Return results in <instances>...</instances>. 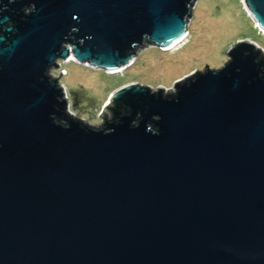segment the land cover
<instances>
[{"label":"water","instance_id":"obj_1","mask_svg":"<svg viewBox=\"0 0 264 264\" xmlns=\"http://www.w3.org/2000/svg\"><path fill=\"white\" fill-rule=\"evenodd\" d=\"M241 1L263 33L264 0ZM194 2L0 0V264H264L263 50L168 97L122 86L99 130L48 74L171 49Z\"/></svg>","mask_w":264,"mask_h":264},{"label":"rangeland","instance_id":"obj_2","mask_svg":"<svg viewBox=\"0 0 264 264\" xmlns=\"http://www.w3.org/2000/svg\"><path fill=\"white\" fill-rule=\"evenodd\" d=\"M186 30L187 37L169 50L149 45L137 48L134 62L117 72L106 73L70 59L58 61V67L48 70V74L66 94L63 95L67 104L65 112L99 130L112 120L108 108H112V103L108 101L122 86L141 85L154 92L162 89L168 97L198 72L221 68L228 60V51L237 42H249L264 51V34L251 20L241 0H195ZM261 57L264 58V53Z\"/></svg>","mask_w":264,"mask_h":264},{"label":"trees","instance_id":"obj_3","mask_svg":"<svg viewBox=\"0 0 264 264\" xmlns=\"http://www.w3.org/2000/svg\"><path fill=\"white\" fill-rule=\"evenodd\" d=\"M19 14V13H18ZM261 35H263V34H261ZM242 45V43H239V46H241ZM252 50H253V52H254V54L255 55H257V56H260V52L258 51V50H256L255 48H252ZM228 57V56H227ZM262 58V57H261ZM262 61H263V64H264V58H262ZM114 105H116L117 106V104L116 103H112V106H114ZM109 109H110V111H111V113H112V108H110V107H108ZM124 109V108H123ZM60 110L63 112V114H64V117L66 118V119H69V117L67 116V114H66V112H65V107L64 106H62V107H60ZM113 114V113H112Z\"/></svg>","mask_w":264,"mask_h":264},{"label":"bare ground","instance_id":"obj_4","mask_svg":"<svg viewBox=\"0 0 264 264\" xmlns=\"http://www.w3.org/2000/svg\"><path fill=\"white\" fill-rule=\"evenodd\" d=\"M264 33V32H263ZM187 35H188V32H187V30H186V35H185V38L187 37ZM185 38H179V39H176L174 42H172L171 43V48L173 47V46H176V45H178L181 41H183ZM163 51H166V50H169V49H162ZM69 61H73L74 63H77L74 59H72V58H70V60ZM78 64V63H77ZM121 70V69H120ZM120 70H117V71H120ZM117 71H111V72H109V73H112V72H117ZM63 73H65V72H63ZM66 95V94H65Z\"/></svg>","mask_w":264,"mask_h":264},{"label":"flooded vegetation","instance_id":"obj_5","mask_svg":"<svg viewBox=\"0 0 264 264\" xmlns=\"http://www.w3.org/2000/svg\"><path fill=\"white\" fill-rule=\"evenodd\" d=\"M118 105V104H117ZM113 108H112V111L113 110H115L117 107L119 108L120 107V109H122V105H119V106H116V105H114V106H112ZM125 110H130L129 108H125ZM112 116H113V114H112Z\"/></svg>","mask_w":264,"mask_h":264},{"label":"built area","instance_id":"obj_6","mask_svg":"<svg viewBox=\"0 0 264 264\" xmlns=\"http://www.w3.org/2000/svg\"><path fill=\"white\" fill-rule=\"evenodd\" d=\"M62 72H64V71H62ZM63 95H65V92H64V90H63Z\"/></svg>","mask_w":264,"mask_h":264}]
</instances>
